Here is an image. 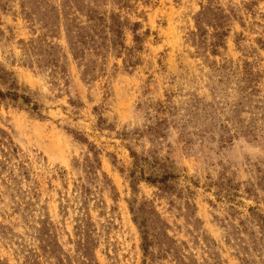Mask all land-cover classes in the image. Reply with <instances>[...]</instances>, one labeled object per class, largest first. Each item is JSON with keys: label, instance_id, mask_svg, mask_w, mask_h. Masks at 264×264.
Masks as SVG:
<instances>
[{"label": "rangeland", "instance_id": "obj_1", "mask_svg": "<svg viewBox=\"0 0 264 264\" xmlns=\"http://www.w3.org/2000/svg\"><path fill=\"white\" fill-rule=\"evenodd\" d=\"M0 264H264V0H0Z\"/></svg>", "mask_w": 264, "mask_h": 264}]
</instances>
